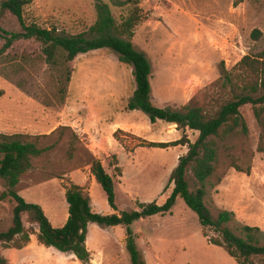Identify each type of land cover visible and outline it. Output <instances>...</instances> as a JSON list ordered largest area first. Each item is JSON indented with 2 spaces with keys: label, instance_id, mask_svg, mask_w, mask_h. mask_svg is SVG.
I'll return each instance as SVG.
<instances>
[{
  "label": "rangeland",
  "instance_id": "obj_1",
  "mask_svg": "<svg viewBox=\"0 0 264 264\" xmlns=\"http://www.w3.org/2000/svg\"><path fill=\"white\" fill-rule=\"evenodd\" d=\"M103 1L120 20L124 11ZM140 9L142 21L135 28L133 45L151 63L152 100L158 107L190 104L208 114L215 112L239 92L231 84L223 85L224 71L233 69L244 55L264 48V0H140ZM25 16L39 26L78 34L88 31L97 11L93 0H33ZM253 29L262 32L256 41L250 36ZM1 30L19 32L21 28L13 15L5 13L0 20V48ZM68 67L70 80L61 94L63 76L46 63L39 41L17 40L0 56V132L44 135L60 126L70 127L61 138L56 132L44 139L43 144L55 143L54 148L32 159L15 190L26 202L40 205L55 227L68 214L64 187L70 184L83 183L92 209L111 214L114 210L102 187L91 180L88 162L94 156L113 177L117 212L137 210L138 204H163L173 187L170 174L186 152L180 153L178 147H149L145 142L174 141V135L179 138L182 131L161 120L152 125L143 112L126 109L135 89L132 68L119 62L110 49L80 53ZM169 85L173 92L165 97L162 90ZM240 112L248 134L219 141L220 162L205 182L204 200L214 218L222 210L234 213L226 226L236 234L240 225L256 227L264 243V152L257 151L260 128L250 104ZM70 131L78 137L72 157L67 156ZM186 134L194 141L198 132L187 129ZM229 156L249 168V173L231 167ZM187 179L192 188L197 185L190 171ZM7 190L0 178V232L12 225L16 204L11 196H3ZM22 221L26 228L37 230L27 215H22ZM128 228L146 264H237L223 247L211 243L220 235L202 227L179 197L171 213L141 218L129 226L120 224L110 230L89 223L86 243L93 255L87 264H130L125 248ZM0 253L8 264H81L70 252L40 244L36 235L21 249L0 246Z\"/></svg>",
  "mask_w": 264,
  "mask_h": 264
},
{
  "label": "trees",
  "instance_id": "obj_2",
  "mask_svg": "<svg viewBox=\"0 0 264 264\" xmlns=\"http://www.w3.org/2000/svg\"><path fill=\"white\" fill-rule=\"evenodd\" d=\"M33 0H3L0 3V20L5 13L13 15L21 30L8 32L1 30L4 43L0 48V56L21 39H35L42 44V54L47 64L57 67L64 83L58 90L65 93V85L70 80L68 63L78 54L91 50L107 48L114 52L119 62L132 68L135 89L128 98V111H141L151 123L157 120L175 124L182 135L178 140L169 142L146 141L149 147L167 148L183 145L187 147L185 154L179 156L178 163L172 170L169 183L173 184L169 196L163 204L150 202L138 204L137 210L117 212L115 203L114 181L104 168L101 159L91 156L90 172L95 181L102 187L109 206L114 210L111 214L95 212L91 206L89 193L81 186L70 184L65 186V200L68 206V217L60 227H54L45 215L42 207L26 202L15 190L20 176L32 166V159L47 154L55 146L43 144L44 139L56 132L63 137L70 127L60 126L50 134L30 135L26 133L5 134L0 132V178L8 188L3 194L11 196L15 201L13 207L12 225L0 232V246L5 248H23L29 243L31 235H36L37 241L60 252H70L81 264L90 260V252L86 246L87 226L96 223L103 227L126 225L141 218L155 214L165 215L172 212L176 199L181 198L198 218L202 227L211 228L220 235V239H210L211 243L221 246L233 257L237 264H264V243H261L260 230L249 225L237 227L240 234L231 230L227 223L234 219V213L222 210L214 218L205 203V182L211 178L220 162L219 141H224L236 135L248 134L247 124L242 117L240 108L243 105L252 106L254 118L260 128L257 151L264 152V48L254 54L244 55L231 70H225L222 77L223 85L231 84L239 92L220 105L218 110L207 113L201 106L186 104L180 108L158 107L153 103L151 95V63L144 51L133 45L135 28L142 21L140 0H109V3L124 11L120 20H116L109 5L103 0H93L97 11L96 21L88 31L78 34H66L57 31L56 27L45 28L26 19V6ZM262 35L259 29H253L250 36L258 40ZM198 132L197 138L190 141L186 130ZM70 145L67 156L72 157L76 148L77 135L70 131ZM114 137L117 139L116 132ZM115 160V154L112 156ZM229 164L236 171L249 173V168H243L236 159L228 157ZM119 171V167H115ZM190 171L194 183L191 187L187 179ZM27 215L28 222L35 224L26 228L22 215ZM125 248L130 264H146L137 247L135 237L127 229ZM258 259V263H255ZM0 264H8L7 258L0 253Z\"/></svg>",
  "mask_w": 264,
  "mask_h": 264
},
{
  "label": "crops",
  "instance_id": "obj_3",
  "mask_svg": "<svg viewBox=\"0 0 264 264\" xmlns=\"http://www.w3.org/2000/svg\"><path fill=\"white\" fill-rule=\"evenodd\" d=\"M163 91V93H164V95H165V97L167 96V95H169V93L171 94L172 92H173V87L171 86V85H169V86H166V87H164V89L162 90ZM151 95H152V89H151ZM152 99H153V95H152ZM162 106L161 107H167V105L165 104V103H163V104H161ZM131 112H137V110H133V111H131ZM149 120V119H148ZM150 122V121H149ZM151 123V122H150ZM158 123H159V120H157L155 123H151L152 125H158ZM136 124V123H135ZM161 124H163V123H161ZM166 125H168V126H175V124H169V123H165ZM179 131L178 130H175V133H177V134H179L178 133ZM174 140H178L179 138H178V135H174ZM170 147H178L181 151H180V153H184V152H186V150H187V147L186 146H183V145H177V146H170ZM116 153H118V150L117 151H115ZM73 176V175H72ZM90 178V177H89ZM91 180H93V182H95V179H94V176L91 174ZM75 184H77V185H80V186H83V183H75ZM64 192H65V190H64ZM92 204V203H91ZM67 217H68V214H66V216L64 217V219H63V222H62V224L60 225V226H62L64 223H65V221L67 220ZM59 226V227H60ZM55 227V226H54ZM115 227L116 226H108V227H104L105 229H110V230H114L115 229ZM122 236H124L123 234L121 235V237H120V239L122 238ZM87 237H88V232H87V236H86V242H87ZM86 246H87V243H86ZM87 249L89 250V248H88V246H87ZM90 254L91 255H93L92 254V252L90 251Z\"/></svg>",
  "mask_w": 264,
  "mask_h": 264
}]
</instances>
